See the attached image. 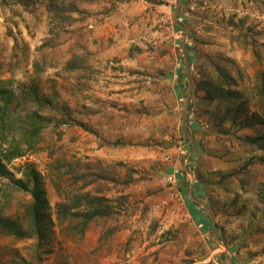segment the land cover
Masks as SVG:
<instances>
[{
    "label": "rangeland",
    "instance_id": "obj_1",
    "mask_svg": "<svg viewBox=\"0 0 264 264\" xmlns=\"http://www.w3.org/2000/svg\"><path fill=\"white\" fill-rule=\"evenodd\" d=\"M105 3L0 0V217L16 223L0 226V264H264V151L242 146L264 135V0H136L108 18ZM75 55L83 69L67 67ZM218 58L238 85L207 105L197 86ZM76 161L115 166L119 184L74 185ZM32 170L45 238L21 186ZM191 185L212 230L189 212ZM92 196L116 219L70 235L62 211Z\"/></svg>",
    "mask_w": 264,
    "mask_h": 264
},
{
    "label": "trees",
    "instance_id": "obj_2",
    "mask_svg": "<svg viewBox=\"0 0 264 264\" xmlns=\"http://www.w3.org/2000/svg\"><path fill=\"white\" fill-rule=\"evenodd\" d=\"M73 11L79 12V10L76 8L73 9ZM79 13L84 14V12ZM67 19L65 18L64 20ZM70 22H76V20L70 19ZM234 64L235 63L228 58H218L216 60L212 59V65L216 73L211 75L207 80L200 82L197 86V89L199 91H204V93L206 94L204 101L207 103V105L216 103L218 101V98L224 96L226 90H230L232 87L238 85L236 78L230 74V70L227 67H234ZM85 65V57H79L75 55V57L67 64V67L70 70H75L77 68L83 69ZM259 97L264 110V73L262 86L259 88ZM242 146L247 147V150L250 154H253L257 151H264V135L258 136L256 138H245L242 140ZM261 160L264 161V159ZM66 166L69 168V172L71 174H74L72 176L74 185L81 183L82 186L87 187L91 184H96L99 182L108 183L109 181H113V183L119 184L118 181L115 182V180H111V178H108V172H114V170L116 169L115 166L105 165L104 168L103 163L99 161H76L75 164H68ZM28 177L27 178L29 179V181L27 180L28 182L24 184L21 183V186L29 190L30 185H33L32 189L29 190L34 200L32 207L30 208V213L33 218V227L36 229L37 234H39L41 238H45L46 234L42 232V211L44 209L50 208V204L48 202L46 192L43 190L39 174L35 170H32L30 174H28ZM78 199L79 196H76L75 202H79ZM78 202L74 203L75 208H79ZM111 203L112 200L107 199L105 196H92L91 198L86 200V211H72V209L65 208L62 213L63 217L68 219L69 224L71 223L67 228L70 235L83 239L85 237V234L90 230L93 223H102L104 225H107L108 222H110L112 219L115 220L116 213L114 212ZM15 225V222L2 219L0 217V226L3 227L4 230H14ZM116 232V226L108 228L106 233H104V235L101 237V241L109 240V237H112Z\"/></svg>",
    "mask_w": 264,
    "mask_h": 264
},
{
    "label": "crops",
    "instance_id": "obj_3",
    "mask_svg": "<svg viewBox=\"0 0 264 264\" xmlns=\"http://www.w3.org/2000/svg\"><path fill=\"white\" fill-rule=\"evenodd\" d=\"M138 2V1H137ZM179 4L177 5V10L180 11L181 10V6H182V0H178ZM105 5H110L113 6V11L109 12L108 14H105V18H108L107 16H111L114 15L115 13L118 14L119 10H124L126 9V11H130V13L133 12V8L137 5L136 4V0H107V3H105ZM109 11V10H107ZM134 13V12H133ZM177 19V18H176ZM181 20V19H180ZM107 23V21H105ZM176 28V33L178 35H181L182 33H184L183 37L188 38V31H184V29L181 28V25L178 23V19H177V26L175 25ZM181 28V29H179ZM183 38V40H184ZM182 40V41H183ZM189 40V38H188ZM183 48H185V45L183 46ZM187 79H185V76L182 74H178V79L177 82H174L175 79L173 80V90L175 93V100L178 104L179 99L183 100V99H187L188 97L187 95L190 92V85H185ZM185 174H187V172L185 171ZM198 194V192H195V189H193V186L191 185L189 187L188 193L184 194L185 196V202H187L188 206H190L189 212H191L192 214H194L193 216H200L199 219V223L202 224L203 228L206 230H212L213 225L211 226V224L209 222H206L205 220V209L204 211L202 210L204 207L201 205H199V199H196V195ZM202 208V209H201ZM202 221V222H201ZM210 221V220H209Z\"/></svg>",
    "mask_w": 264,
    "mask_h": 264
},
{
    "label": "built area",
    "instance_id": "obj_4",
    "mask_svg": "<svg viewBox=\"0 0 264 264\" xmlns=\"http://www.w3.org/2000/svg\"><path fill=\"white\" fill-rule=\"evenodd\" d=\"M168 181L173 183V182H174V179H173L172 177H170V178L168 179Z\"/></svg>",
    "mask_w": 264,
    "mask_h": 264
}]
</instances>
